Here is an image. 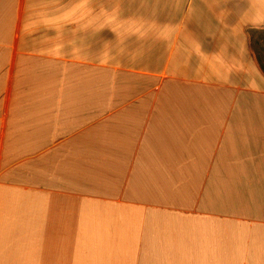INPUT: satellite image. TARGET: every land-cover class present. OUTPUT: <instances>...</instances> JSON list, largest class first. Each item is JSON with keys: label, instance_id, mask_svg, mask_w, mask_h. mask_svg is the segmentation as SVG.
I'll list each match as a JSON object with an SVG mask.
<instances>
[{"label": "crops", "instance_id": "1", "mask_svg": "<svg viewBox=\"0 0 264 264\" xmlns=\"http://www.w3.org/2000/svg\"><path fill=\"white\" fill-rule=\"evenodd\" d=\"M0 264H264V0H0Z\"/></svg>", "mask_w": 264, "mask_h": 264}]
</instances>
